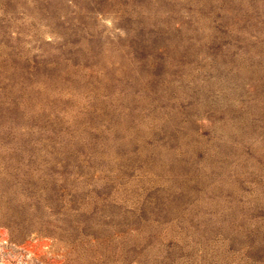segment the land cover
Instances as JSON below:
<instances>
[{
    "label": "rangeland",
    "instance_id": "1",
    "mask_svg": "<svg viewBox=\"0 0 264 264\" xmlns=\"http://www.w3.org/2000/svg\"><path fill=\"white\" fill-rule=\"evenodd\" d=\"M0 264H264V0H0Z\"/></svg>",
    "mask_w": 264,
    "mask_h": 264
},
{
    "label": "bare ground",
    "instance_id": "2",
    "mask_svg": "<svg viewBox=\"0 0 264 264\" xmlns=\"http://www.w3.org/2000/svg\"><path fill=\"white\" fill-rule=\"evenodd\" d=\"M108 62V61H107Z\"/></svg>",
    "mask_w": 264,
    "mask_h": 264
}]
</instances>
